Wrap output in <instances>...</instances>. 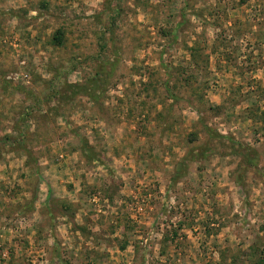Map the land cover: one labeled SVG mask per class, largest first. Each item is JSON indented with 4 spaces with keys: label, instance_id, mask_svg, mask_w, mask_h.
<instances>
[{
    "label": "rangeland",
    "instance_id": "obj_1",
    "mask_svg": "<svg viewBox=\"0 0 264 264\" xmlns=\"http://www.w3.org/2000/svg\"><path fill=\"white\" fill-rule=\"evenodd\" d=\"M0 264H264V0H0Z\"/></svg>",
    "mask_w": 264,
    "mask_h": 264
}]
</instances>
